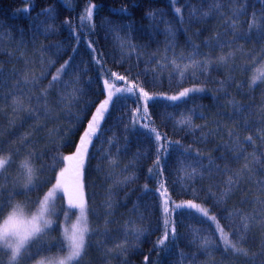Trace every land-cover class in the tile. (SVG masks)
Wrapping results in <instances>:
<instances>
[{
    "label": "trees",
    "instance_id": "trees-1",
    "mask_svg": "<svg viewBox=\"0 0 264 264\" xmlns=\"http://www.w3.org/2000/svg\"><path fill=\"white\" fill-rule=\"evenodd\" d=\"M219 2L223 6L213 10L214 0H0V68L3 69L0 127L4 141L16 142L15 145L5 143L4 147L6 150L19 147L22 134L34 131L35 124L45 125L34 131L32 136L33 141H38L36 150L45 151L42 159L35 161L37 166L41 162L52 164L53 157L58 154L67 156L74 153L87 121L106 98L103 81L109 79L113 83L108 70L124 75L130 81H138L150 93L173 95L188 87L205 89L178 101L164 97L150 100L147 103V118H142L143 101L138 100L137 95L126 94L119 100L113 98L114 102L109 105L101 122L99 137L94 138L89 147L82 175L84 195L96 213H89L90 226L99 227L103 232L105 219H110L112 223L107 225L108 237L96 233L88 238L87 254L80 264H264V254H261L264 252L261 247L264 229L254 227L247 242L240 245L249 249L250 254L256 253L255 258L225 253L218 232L214 235L219 246L206 253L193 230L214 229L215 225L203 222L194 210L175 208V204L191 200L209 208L219 219L209 188L219 194L225 186L224 182L232 175L231 171H223L224 167L237 170L248 157L252 169L250 178L249 174L244 176L239 188L227 200V207L238 208L245 213L253 210L264 213V205L253 203L257 197L264 199V191H261L264 186L257 184V181L264 180V157H260L259 163L251 162L253 152L257 155L264 152V143L256 135L257 129L264 125L255 122L260 115L258 109L264 106V82H258L253 88L248 85L254 68L252 57L259 59L258 54L264 49V31L258 27L249 30L248 22L255 13L257 23H261L264 0ZM90 3L95 5L91 22L95 25L94 29L88 21H84L81 27L80 21ZM175 8H180L181 13L177 14ZM232 8H241L243 13L235 21V29L225 24V20L232 16ZM217 34L221 41L233 43L216 47ZM121 40L126 42L124 47L120 46ZM205 41L210 42L212 47H206ZM89 42L95 53L88 47ZM128 44L135 45V49ZM192 45L199 46L201 53H209L213 60L230 50L237 51L229 65L216 63L203 74L189 69L182 80L170 66H157L166 63V48L169 49L167 57L170 60L180 53L187 55L193 52ZM94 55L100 60L99 64L93 59ZM70 58L68 74L61 76L64 83H57L48 91L46 102L50 111L45 115V100L37 102L35 97L48 87L60 65ZM49 60L54 61V65L49 66ZM45 71L47 76H41ZM25 73H35L39 77L37 83L25 84ZM230 74L234 79L228 80L222 87L220 82ZM123 83L117 81L115 86L122 87ZM17 84L19 87H14ZM73 88L80 90L77 93L78 102H72L69 96L65 103H60V95L72 93ZM21 93L26 106L29 105L28 97H33L30 106L38 111L32 118L26 111L12 110V95ZM230 100L246 106L242 116L233 113ZM137 107L141 108V113L133 116ZM81 109L86 111L78 121L76 117ZM169 113L171 118H167ZM182 114L191 116L192 124L202 127L175 124L174 121L179 120ZM245 118L253 122L249 127L243 124ZM150 121L154 122L151 126L167 135L168 141L180 142L179 145L166 144L167 152L161 151L162 174L153 167L157 142L142 127ZM49 129H56L51 141L48 138ZM233 129L241 138L240 148L228 135ZM248 135H253L254 145L243 139ZM161 144L165 141L162 140ZM185 149L191 150L192 157L186 159ZM241 149L240 159H234ZM196 152L200 153L199 160L205 168L211 159L221 171L216 172L213 168L209 172L200 168L194 163ZM23 158L24 151L21 149L20 155L14 156V161ZM109 158L116 160L115 166L109 165ZM181 162L203 171V179L199 176L192 180L181 179L184 175L178 171ZM65 167L69 171L64 179L70 177L67 185L70 191H74L76 176L70 162L57 164L55 172L46 168L45 174L53 177L51 183H54V177ZM149 169H153L152 173ZM124 177L131 179L126 183H117ZM161 182L168 194L170 211L167 216L163 213V198L157 191ZM51 183L47 187H51ZM109 194L113 202L112 214L106 217L104 201ZM35 195L30 193L33 199ZM62 202L67 207L66 196ZM9 210L5 208L4 212ZM129 219L143 228V234L139 240L129 236L127 251L122 254L115 250L109 253L107 249L114 248L115 243L123 240L120 228ZM165 219L175 223L176 235L169 236L165 245L160 246L156 242L163 234ZM219 225L224 227L225 232L229 231L225 220L219 219ZM207 234L200 232V235ZM59 235V228L52 230L51 237ZM232 239L235 240V237ZM145 257H148L147 261ZM2 258L7 264V255Z\"/></svg>",
    "mask_w": 264,
    "mask_h": 264
},
{
    "label": "snow or ice",
    "instance_id": "snow-or-ice-1",
    "mask_svg": "<svg viewBox=\"0 0 264 264\" xmlns=\"http://www.w3.org/2000/svg\"><path fill=\"white\" fill-rule=\"evenodd\" d=\"M231 3L237 2V0H229ZM223 6L219 0H214L213 10H219ZM95 5L91 3L84 9L80 17L81 27L84 25V21L90 22V27L94 29L95 25L92 22L93 10ZM177 14L181 13L180 8H175L174 10ZM232 16L225 20L226 25H231L232 29L236 28V20L239 15L243 14L241 8H232L230 9ZM209 13H203V15H208ZM154 15V14H153ZM65 23H70L65 21ZM249 23V30L254 27L260 28L264 31V14H262L261 23H257V18L255 13L252 14L251 20ZM170 31V29H168ZM78 39V37H77ZM119 40L120 38L117 37ZM216 47H220L221 44H226L230 46L233 41H221L219 34L216 36ZM126 44L125 41H120V46L124 47ZM127 46L135 49V45L128 44ZM206 47H212L210 42L205 41ZM88 47L95 53V49L92 48L91 42L88 43ZM193 52L185 55L180 53L179 56L173 57L169 60L167 57L168 48L165 49V64H158V67L170 66L173 69V73L178 74L179 78L182 80L185 76V73L189 69L199 70L201 74L207 72L210 67L214 64L219 63L222 65H229L230 61H234L236 51L230 50L226 53H223L216 57L215 60L212 59L209 53H201L199 46L192 45ZM250 55V54H249ZM202 56L203 59H196L195 57ZM259 59L252 57V63L254 65L253 74L248 81L249 88L257 86L258 82H264V49H261V52L258 54ZM93 59L96 63H100V60L94 55ZM177 60L181 61L178 63ZM187 60V63L183 61ZM44 63L43 57H41V64ZM54 61L49 60V66L54 65ZM71 63V58L66 60L60 67L57 69L55 75L52 76L49 85L47 88L42 89L40 94L35 97L37 102L44 99V114L48 115L50 109H48L46 98L48 96V91L54 87L57 83H64L61 80L62 75L68 74L69 65ZM258 65V66H256ZM235 65H232L234 70ZM245 70H247V65H245ZM195 75V72H193ZM41 76H47V72L41 74ZM108 76L113 80V83H109V79L103 81L104 88L106 91V98L99 103L96 107L95 112L92 114L91 119L87 121V127L84 129L83 133L79 137V143L75 146V151L71 155L61 156L57 155L53 157L52 164H46L41 162L39 166L35 164L36 160H41L45 154L44 150L37 151L35 145L38 141H33L32 136L34 131H39L45 125L35 124L33 125V130L26 132L19 137V147H12L5 149V143H11L15 145V141H4L3 139V129L0 127V177H4L5 172L8 167L14 163V156L20 155L21 149L24 151V158L20 161L19 172L11 188L6 185L0 184V264H5L3 260V255H7V264H80L83 260V257L87 254L88 248V238L91 235L100 233L105 237H108L109 231L107 225L112 223L110 219H105V227L103 232H101L99 227L90 226L89 222V213L91 212L95 215V209L89 206V202L86 199L83 191V166L87 162L89 157V147L92 145L94 138H98L100 134L101 122L104 119L105 114L108 111L109 105L113 103V97H116L117 100L126 96V94L137 95L138 100L143 101V114L142 118L148 117L147 103L150 100H153L157 97H164L167 100L178 101L182 98L188 97L191 93L203 92L205 91L202 87H188L183 88V90L178 91L176 94L167 95L165 93H150L145 90L141 84L137 82L130 81L128 77L120 75L115 72L108 70ZM39 77L35 73H25L23 76V82L25 84H36ZM78 79V78H77ZM234 77L230 74L226 80L221 81V86L227 83L228 80H233ZM124 82L122 87H116L115 82ZM3 83V69L0 68V85ZM14 87H19V84ZM80 90L78 88H73L72 93L70 94H61L59 97L60 103H65L68 100L69 96L71 97L72 102H78L79 97L77 93ZM2 98V97H0ZM33 99L32 96L28 97L29 105L24 104L23 93L20 95H12V110L16 111H26L29 114V118H32L37 113L38 109H35L30 106V101ZM229 103L232 105L233 113L235 115L242 116L246 108L245 105H240L234 100H230ZM86 111V109H81L80 113L77 115L76 119L81 120V116ZM259 116L256 123L264 125V106H261L258 109ZM141 113V108L137 107L133 116ZM251 110H249V115H251ZM172 114H167V118H171ZM82 122V121H81ZM12 122L10 121V124ZM135 123V121H134ZM175 124L183 125L186 127H196L200 128V125L192 124L191 116L181 115L179 120L174 121ZM219 124V122H217ZM253 123L247 118L243 120L245 127H249ZM154 124L153 121L149 123L142 124V127L147 130V132L154 136L155 141L157 142V156L154 161L153 167L158 169L160 173H163V168L160 161L161 151L167 152L166 144H176L179 145V141H168L167 135L162 134L157 128L151 126ZM56 129H49L48 138L51 141L53 139ZM230 139L234 142L236 147H241V138L238 134L235 133V130H230L228 132ZM257 137L264 143V127L258 128L256 131ZM245 141L255 144L253 135H248L243 138ZM165 141V144H161V141ZM111 143V141H109ZM119 151V150H117ZM186 159L192 157L191 150L185 149ZM241 152L237 153L234 156V159L239 160ZM200 153L196 152L194 163L200 165V168L211 172L215 168L216 172H220L221 168L219 165H216L213 160H209L208 166L205 168L200 160ZM260 157H264V152H261L257 155L255 152L251 154V162L259 163ZM70 162L76 176V187L74 191H70L69 187L64 179L65 174L69 171L67 167L62 168L59 173L54 177L55 182L51 183L53 177H49L45 174V169L47 168L51 172L56 171V165L62 164L64 162ZM108 163L111 166L116 165V160L109 158ZM127 166H125L126 170ZM153 169H149V172L152 173ZM178 171L183 172V177L181 179L187 178L189 180L195 179L199 176L203 179V171H200L196 167H192L191 164L185 166L181 162V167ZM223 171L232 172L227 180L224 182V187L220 189L219 194L213 193L211 187L209 188V193L214 197V204L219 213V219L226 221V227L229 229L228 232L224 231V227L219 225L218 215L212 213L209 208L203 207L200 204H196L193 201H185L183 204L175 205V208L187 207L189 210H194L197 213L203 222L209 225H215L214 229H194L193 231L197 233V238L200 240V247L206 252H210L217 248V240L214 233H219V240L223 244L225 253L231 252L233 255H242L244 257L255 258L256 253H251L250 250L240 245L247 242L249 234L252 232L254 227H259L264 229V213L253 210V212L245 213L238 208H228L227 200L231 197L234 190L239 188L240 183L244 179L246 174H249L252 169L250 168L249 158L245 157V163L237 170H231L227 166L224 167ZM112 175V173H109ZM11 179V177H6ZM131 177H124L123 181H117V183H126L130 180ZM51 183V187L47 185ZM258 185L264 186V180L257 181ZM147 190V185L144 186ZM46 189V190H45ZM160 192L163 204V213L165 216L169 214V200L167 198V189L164 187V184L161 182L160 188L157 190ZM264 191V188L261 189ZM8 193L7 197L5 193ZM61 192V198L63 196L67 197V207L61 208L59 211L56 206L57 193ZM30 193H35V198H31ZM17 195L25 196V201L17 202L15 197ZM247 199V196L244 197V200ZM243 202V201H242ZM22 203L24 206H22ZM253 203L264 205V199L257 197ZM106 206V217L111 216L113 202L111 200V195L104 201ZM223 205V207H221ZM35 207V211L27 214L25 212L26 207ZM5 208H10L11 211H8L5 214ZM78 210V215L76 216L75 221L69 223L70 212L71 210ZM60 212L63 213L64 221L58 224V227L61 229L60 235L57 237H50V232L53 230L54 220L53 217H58ZM120 231L123 233V240L114 244V248L107 249L110 253L113 250L122 254L127 251L128 247V238L129 236L133 237L135 240H139L140 236L143 234V228L138 227L135 224V221L129 219L123 223L120 228ZM201 231H205L207 235H200ZM176 227L174 222H170L168 219L164 220V231L162 236L157 240V245L163 246L166 241L169 239V236L175 237ZM235 237V240L232 237ZM264 249V243L261 245ZM261 254H264L262 252ZM145 260H148V257H145Z\"/></svg>",
    "mask_w": 264,
    "mask_h": 264
},
{
    "label": "rangeland",
    "instance_id": "rangeland-1",
    "mask_svg": "<svg viewBox=\"0 0 264 264\" xmlns=\"http://www.w3.org/2000/svg\"><path fill=\"white\" fill-rule=\"evenodd\" d=\"M109 83H110V81H109ZM114 98V97H113ZM19 165H20V160L19 161H17V160H15L14 161V163L12 164V165H10L9 167H8V170L5 172V174H4V177H0V184H3V185H6L7 187H9V188H11L12 187V185H13V183H14V181H15V178L17 177V174H18V172H19ZM6 177H11V179H7ZM69 176H67L66 178H65V181H66V183H67V181L69 180ZM61 192H58L57 193V199H56V206H57V210L59 211L61 208H65L66 209V205L65 204H63V200H64V196H63V200L61 199ZM17 202H23V201H25V196H23V195H18L17 196V200H16ZM177 204H183V202H180V203H177ZM177 204H175V205H177ZM197 204V203H196ZM22 206H24L23 205V203H22ZM204 207V206H203ZM181 208H186V209H188L187 207H181ZM176 209H180V208H176ZM11 210V209H10ZM9 210V211H10ZM36 209H35V207H33V208H31V207H26L25 208V212L27 213V214H30L31 212H34ZM5 214H7V213H5ZM70 220H69V223L70 222H72V221H75V219H76V216L78 215V210H76V209H74V210H71V212H70ZM53 220H54V224H53V229H56V228H59L58 227V224H60V223H62L63 221H64V217H63V213L62 212H60V215L58 216V217H56V216H54L53 217ZM59 230L61 231V229L59 228ZM50 237H51V235H52V231L50 232Z\"/></svg>",
    "mask_w": 264,
    "mask_h": 264
},
{
    "label": "clouds",
    "instance_id": "clouds-1",
    "mask_svg": "<svg viewBox=\"0 0 264 264\" xmlns=\"http://www.w3.org/2000/svg\"><path fill=\"white\" fill-rule=\"evenodd\" d=\"M11 211V210H10Z\"/></svg>",
    "mask_w": 264,
    "mask_h": 264
}]
</instances>
